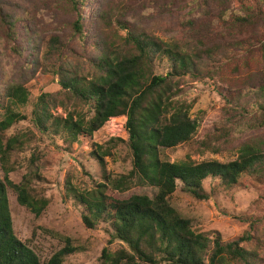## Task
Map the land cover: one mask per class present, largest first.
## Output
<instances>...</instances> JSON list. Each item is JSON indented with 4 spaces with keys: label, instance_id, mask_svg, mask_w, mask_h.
<instances>
[{
    "label": "trees",
    "instance_id": "1",
    "mask_svg": "<svg viewBox=\"0 0 264 264\" xmlns=\"http://www.w3.org/2000/svg\"><path fill=\"white\" fill-rule=\"evenodd\" d=\"M15 1L18 0H0V49L19 58L23 56L25 49L17 44V27L21 25L32 55L17 68L16 75L9 70L10 77L0 86L4 111L0 120V264H64L65 257L76 252L66 240L62 249L47 261H40L37 253L13 232L9 189L16 194L17 203L36 217L48 205V199L38 194L35 184L41 179L39 170L49 167L50 160L32 154L22 172L13 157L25 149L27 138L6 135L12 126L26 119L16 107L29 101L26 84L38 73L56 78L59 86L57 92L42 93L32 101L30 120L42 136L69 152L71 143L80 136L90 137L110 119L125 117L127 140L111 138L96 145L92 155L103 169L104 157L110 155L115 143L126 144L131 168L125 175L107 177L110 187L121 193L133 187L156 190L152 198L132 195L120 200L108 196L104 184L78 191L69 181L65 183L66 196L83 207V225L95 229L103 224L110 229L112 239L123 243V248L112 254L104 248L101 264H254L256 252L245 246L254 238L251 234L225 242L216 231L196 232L191 222L171 206L170 200L179 191L195 200L207 201L211 194L204 190L203 182L208 179L222 190L234 188L243 177L264 181V135L245 140L238 148L237 158L227 163H195L189 157L170 163L161 158V153L193 143L196 153L219 154L230 143L233 132L264 130V73L242 77L240 69L248 68L250 62H235L232 69L240 78L223 82L228 95L220 94L224 98L226 120L215 125L203 139L196 140L199 123L189 116L191 105L179 99L186 79H196L205 73L200 70V53L204 50L191 39L183 43L164 42L146 30H136L123 16H117L114 24L125 34L106 31L99 42L101 52L96 48L98 43L90 48L91 52L97 49L98 54H88L89 50L82 54L81 43L85 41L82 14L87 0H62L71 15L68 26L81 51L69 54L77 52L62 36L55 34L45 40L33 32V38L30 28L34 19L22 0ZM238 2L239 12L220 8L209 19L210 26L251 29L264 20V0ZM16 8L21 10L20 14L13 11ZM110 17L108 7H102L97 21L102 27H109ZM69 55L75 57V64H71ZM257 60L264 64V56ZM161 62L169 68L165 74L155 72V64ZM86 69L95 73L91 75ZM57 107L63 109L64 116L53 114ZM219 142L221 149L217 146ZM17 171L21 177L13 183L9 175Z\"/></svg>",
    "mask_w": 264,
    "mask_h": 264
},
{
    "label": "rangeland",
    "instance_id": "2",
    "mask_svg": "<svg viewBox=\"0 0 264 264\" xmlns=\"http://www.w3.org/2000/svg\"><path fill=\"white\" fill-rule=\"evenodd\" d=\"M20 2L29 9L34 19L30 28L33 38V32L45 40L56 34L69 42L77 52L69 54L81 52L76 35L68 26L71 15L62 0ZM240 6L238 0H87L82 14L85 34V41L81 43L84 48L82 54H87L88 50V54H98L97 49L101 52L102 44L99 42L101 35L106 31L115 30L119 35L125 34V31L114 24V18L117 16H123L136 30H146L164 42L177 40L183 43L191 39L204 50L200 53V70L205 73L196 79H186L179 99L191 105L189 116L199 123L196 140H201L206 133L214 130L215 125H220L226 120L223 114L225 103L221 95H228L223 82L229 78H240V74L232 69L234 63H243L244 60L250 62L248 68L242 66L240 69L242 77L264 73V64L257 60L264 56V20L251 29H228L216 24L210 26L209 19L220 8L239 12ZM102 7H108L110 11L109 27H102L97 21L98 11ZM13 11L17 14L21 12L19 8ZM17 31V44L23 45L25 51L19 58L0 49V86L10 77L9 70L16 75L17 68L22 67L27 56L32 55L25 43L27 37L21 25H18ZM199 41H202L203 45L199 44ZM95 46L97 49L91 52L90 48ZM40 51H43L42 47ZM249 54H255V57L250 58ZM69 60L71 64L76 62L73 55H69ZM168 70L165 62L155 64L157 74H165ZM86 72L91 75L95 73L88 69ZM26 87L30 93L29 101L25 106L16 107V111L26 119L12 126L6 135H22L27 138L25 149L13 157L22 172L32 154L45 156L50 160L49 167L39 170L41 179L35 184L38 194L48 199V205L41 215L36 217L17 203L16 194L9 189L13 232L21 242L28 244L37 253L40 261H47L62 249L68 240V244L73 246L76 252L65 257L64 264H101L100 256L104 248L112 254L123 248V243L112 239L110 229L103 224H98L95 229H87L83 225V207L66 196L65 183L69 181L78 191H88L98 184H104L107 188L106 194L120 200L132 195H146L152 198L156 190L149 187H133L121 193L110 187L107 177L110 179L125 175L131 168L130 151L126 144L115 143L110 155L104 157L103 169L92 155L96 145H103L111 138L127 140L125 117L110 119L90 137L80 136L76 142L71 143L70 151L66 152V147L42 136L30 120L33 99L42 93L57 92V79L38 73L28 80ZM52 112L59 116L65 115L59 107ZM3 113L0 103V120ZM254 135H264V130L233 132L230 143L224 145V151L219 154L196 153L193 143H188L163 150L161 158L170 163L183 161L187 157L195 163H227L237 158L240 144ZM217 146L221 149V142L217 143ZM9 177L13 183H17L21 173L17 171ZM203 188L211 194L207 201H198L177 191L170 200L171 206L182 218L191 222L196 232L216 231L225 242H231L246 233L251 234L254 238L245 246L256 252L254 264H264V181L257 182L243 177L234 188L222 190L216 182L208 179L203 182Z\"/></svg>",
    "mask_w": 264,
    "mask_h": 264
}]
</instances>
